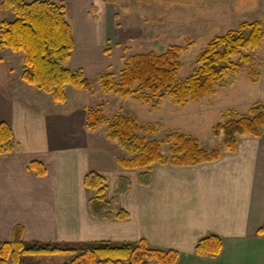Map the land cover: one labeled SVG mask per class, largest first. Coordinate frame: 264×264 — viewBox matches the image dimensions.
I'll use <instances>...</instances> for the list:
<instances>
[{
	"label": "crops",
	"instance_id": "obj_1",
	"mask_svg": "<svg viewBox=\"0 0 264 264\" xmlns=\"http://www.w3.org/2000/svg\"><path fill=\"white\" fill-rule=\"evenodd\" d=\"M51 1L65 7L67 20L70 9L74 13L75 25L68 21L74 48L96 44L91 9L102 0ZM4 15L14 16L11 10L0 8V19ZM78 25L83 31L79 32ZM22 60L21 52L0 48V121L10 126L14 142L12 151L0 154V241L9 240L14 226L21 225L27 241L145 239L150 248L176 250V264H264V234L257 232L264 225V132L258 138L238 137L235 151L223 147L220 157L211 162L154 163L147 184L137 177L117 193L114 210L124 209L128 218L93 217L88 199L95 191L84 187V175L96 171L106 176L105 155L116 152L117 161L122 158L118 157L120 146L116 141L115 148L109 144L106 129L99 132L103 124L85 129L86 108L92 106L80 100L70 104V91L80 99L93 91L66 86L63 103H54L43 94L53 105H65L63 110L34 109L31 96H22L32 87L20 78ZM14 75L18 78L15 85L11 82ZM260 101L264 102V96ZM32 161L42 173L30 168ZM122 169L116 173H126ZM211 234L222 239L220 253L196 255L197 241Z\"/></svg>",
	"mask_w": 264,
	"mask_h": 264
},
{
	"label": "trees",
	"instance_id": "obj_2",
	"mask_svg": "<svg viewBox=\"0 0 264 264\" xmlns=\"http://www.w3.org/2000/svg\"><path fill=\"white\" fill-rule=\"evenodd\" d=\"M0 8L11 10L12 20H0V48H9L23 54L20 78L51 96L54 103H63L67 96L66 86L92 92L93 87L81 68L66 66L74 49L71 26L66 19L65 7L51 0H0ZM264 41V26L259 20L241 22L236 29L223 35H216L200 51L197 66L184 79L177 78L181 68L180 54L186 46L173 44L165 51L137 53L125 62L118 80L111 72L99 75V85L103 92L120 97H134L142 102L153 101L157 106L167 95L175 103L185 105L211 94L228 75L241 72L253 64V52ZM237 57V60L234 58ZM258 78L260 73H257ZM252 82H255L252 79ZM226 120L213 127L214 136L222 135L223 147L233 152L237 148L238 137L250 135L260 137L264 132V102L253 103L245 113L234 108L227 109ZM106 125V137L116 141L130 157L119 158L118 164L124 169H147L139 174V181L147 184L150 180V166L166 163L177 166L196 165L211 162L220 157L218 148H203L199 140L184 133L174 131L161 139L148 140L145 134L155 133L152 125H141L130 115L117 113L109 118L104 113V103L97 107H87L84 127L94 130ZM173 138L168 148L170 159L162 153L161 146ZM13 133L8 124L0 121V154L12 151ZM30 168L42 173L36 161ZM83 185L95 194L88 199L90 214L97 218L126 219L128 213L119 208L114 210L115 201L106 196V178L101 173L89 171L84 175ZM121 191L126 189L124 184ZM120 191V192H121ZM23 227L14 226L11 238L0 241V264H41L42 255L68 254L71 259L62 263L48 264H176L179 253L176 250L150 248L145 239L137 242L112 243L93 241L80 243L27 241L23 238ZM264 234V225L257 231ZM222 239L208 235L199 239L194 247L198 256H215L220 253Z\"/></svg>",
	"mask_w": 264,
	"mask_h": 264
},
{
	"label": "rangeland",
	"instance_id": "obj_3",
	"mask_svg": "<svg viewBox=\"0 0 264 264\" xmlns=\"http://www.w3.org/2000/svg\"><path fill=\"white\" fill-rule=\"evenodd\" d=\"M91 12L95 14L93 39L96 44L92 46L77 44L66 66L70 69L81 68L93 87V93L89 95L85 92L86 96L80 99L73 97V92L70 91L68 93L70 104L80 100L82 104L97 107L104 102V113L109 118L121 112L132 116L141 125L154 126L155 133L139 134L148 140L161 139L177 131L196 137L203 148L221 150L222 135L214 136L212 132L217 122L226 120L223 113L230 108L245 113L253 103L262 100L263 44L259 49L250 51L253 64L246 66L237 74L228 75L221 85L214 88L213 93L185 105L175 103L167 95L154 106L153 101L145 103L134 97L123 98L113 93L107 94L100 88L99 75L111 72L117 81L120 70L130 56L150 51L161 53L170 45L179 44L186 46L180 54L181 68L177 75V78L182 80L197 66L196 59L200 51L214 36L236 29L244 21L259 20L264 26V0H102L94 4ZM67 16L72 26L75 25L71 9ZM3 17L6 20L14 18L6 15ZM78 29L79 32L82 30L80 25ZM234 60H237V57ZM257 73H260L259 78ZM11 82L13 85L18 82L16 75L11 78ZM30 88L22 96H31L30 104L34 109L48 107L63 110L65 105H53L46 93L33 86ZM37 92L40 94L39 97H36ZM36 99H39V102ZM101 128L103 130L99 132H103L106 125L103 124L99 127ZM108 142L113 144L114 148L117 146L115 141ZM172 143L173 138L161 146L162 153L169 159L171 154L168 148ZM118 150L121 152L118 157H130L126 150L120 147ZM115 153L105 155L103 167L108 186L106 194L111 201L117 199V193L121 191L120 186L128 185L135 180L138 177L137 173L141 171L127 169L126 173L118 175L116 172L123 169L115 160ZM69 259L71 256L68 254L42 255L37 258L41 264L62 263ZM149 264L156 262L152 260Z\"/></svg>",
	"mask_w": 264,
	"mask_h": 264
}]
</instances>
